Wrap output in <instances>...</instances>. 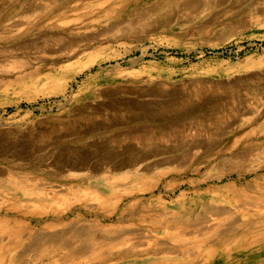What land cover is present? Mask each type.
<instances>
[{
	"label": "rangeland",
	"instance_id": "1",
	"mask_svg": "<svg viewBox=\"0 0 264 264\" xmlns=\"http://www.w3.org/2000/svg\"><path fill=\"white\" fill-rule=\"evenodd\" d=\"M25 1L0 0V32L19 18L6 16L5 6ZM169 1L156 8L157 0L85 2L64 36L87 45L96 62L67 84L50 81L57 73L56 37L34 32L19 40L0 37L1 198H18L25 207L38 199L50 208L68 205L72 208L65 207L60 220L77 216L108 224L106 214L113 209L89 210L86 204L92 202L82 187L107 195L111 188L105 180H130L122 186H136L134 193L119 207L138 199L129 208L137 231L153 229L151 215L192 217L200 228L235 224L245 195L264 188V0ZM136 138L138 145L143 141L140 146ZM132 157L139 160L111 166ZM82 159H87L84 168H71ZM9 180H31L39 194L24 195ZM246 183L250 190H243ZM23 211L21 218L34 231L56 230L49 224L55 213ZM141 215L147 218L139 221ZM154 233L174 251L128 256L117 264H264V237L246 240L249 232L236 233L227 244L214 238L212 250L194 248L188 262L179 254L184 242L170 240L175 229ZM133 236L134 245L143 247L142 238ZM193 239L189 234L186 241ZM32 252H24L19 264H32L37 256ZM63 256L58 264L81 259Z\"/></svg>",
	"mask_w": 264,
	"mask_h": 264
},
{
	"label": "bare ground",
	"instance_id": "2",
	"mask_svg": "<svg viewBox=\"0 0 264 264\" xmlns=\"http://www.w3.org/2000/svg\"><path fill=\"white\" fill-rule=\"evenodd\" d=\"M85 2H90L93 4V6L97 5V4H106L108 6H113V4H115V3H117V5L120 3H124V0H46L45 2H44V0H39L36 3H33V0H31V1L26 0L24 3L11 5V6H5L6 16L7 15L13 16V17L18 16L19 18L14 20L12 23H10L9 26H5V28L1 31L3 33V35H0V37L2 39H4L5 41H9L8 39H10V38L18 39V38H20V36L24 37L25 35H27L29 33L31 34V32H34V34L36 33L39 35L42 34V35H45L46 37H49L52 35L54 37H56L58 40H60L57 43L58 44V46H57L58 56L56 59V65L54 67V69L56 70L57 73L55 74V76H53L51 78L49 77V78H50V81H52L53 83H60L59 80H61V81L66 82V84H67L77 74L82 72L84 69L90 68L96 62L94 57L90 54L91 52H90L89 47L87 45H83V42L80 43L79 39H78L79 41L77 39H73V38H71L72 39L71 40L69 38H65V36H64L71 29L72 22H77V20L79 18L78 15H80L81 14L80 12H82L81 9L85 8V6H83V4ZM169 2H170L169 0H157L156 4L154 6H155V8L160 7V6L164 5L165 3H169ZM80 19H81V17H80ZM73 25H75V24H73ZM1 32H0V34H1ZM68 33H70V32H68ZM47 34H49V36H47ZM43 39H44V36H43ZM52 49H53V47H52ZM254 106H255V104H254ZM128 107L130 108V106H128ZM136 108H138V107H136ZM231 109H230V111H231ZM126 110H128V109H126ZM225 111H226V109H225ZM219 112H220V110H219ZM227 112H229V108H228ZM130 114L134 115V114H136V112H132ZM218 114H220V113H218ZM138 115H140V114H138ZM141 115H143V114H141ZM207 115H208V113H207ZM235 115H237V114L235 113ZM126 116H129V114ZM251 118H252V116H251ZM215 119H216V117H215ZM248 120H249V118H248ZM202 122H204V121H202ZM233 123H235V121L230 122L229 125H231ZM223 124H224V122H223ZM117 125H119V124H117ZM168 126L170 127V125H168ZM97 128H99V127H96V129ZM165 128H167V127H165ZM173 128H174V126H173ZM124 130H125V128H124ZM171 130H172V128H171ZM192 131H193V129H192ZM185 132H187V131H185ZM161 133H162V131H161ZM119 134H121V132ZM149 134H151V133H149ZM167 134H169V133H167ZM241 134H242V132H241ZM125 135L123 133V137ZM133 135H135V133ZM137 135H140V133L138 132L136 134V136ZM165 136H167V135H165ZM176 136H178V135H176ZM83 137H84V135H83ZM160 137H164V136L161 135ZM133 140L134 139L132 138V141ZM136 140H137V138H136ZM138 141H139V138L135 143H137ZM193 141H195V140H193ZM142 142L141 143L139 142L140 144L138 145V143H137L136 145L140 146L142 144ZM232 142H234V141H232ZM236 142H234V143H236ZM107 143H108V141H107ZM97 150H99V149H97ZM92 152H94V151H92ZM147 152H149V150ZM87 153H89V152H86V154ZM69 155L71 156V154H69ZM96 155H97V153H96ZM73 156H75V155H72V157ZM131 156H134V155H131ZM107 157H106V159H108ZM137 157H136V159H137ZM110 158L108 160H110ZM133 158L134 157H132L131 160L126 161V162H123L124 161V158H123L122 162H117L111 166H113L114 168H118V167L123 166L124 164H134L133 162H137V160H139V158L137 160L135 158H134V160H132ZM232 158L233 157H231V160H233ZM4 159H5V157H4ZM86 160L87 159H85V160L82 159V160L78 161L77 163L70 164V166H71V168L72 167H75V168L79 167V169L82 167L84 168L86 166V163H87ZM229 160H230V158H229ZM71 161H72V159H71ZM160 163L161 162L159 161V164ZM101 164H103V163H101ZM89 168H90V166H89ZM64 169H65V167H64ZM100 169H102L101 166H100ZM3 172H0V180H4V178L2 177ZM15 174H16V172H15ZM32 177H34V176H32ZM30 181L28 182L26 180H21V181L14 180L12 182L10 181V183L12 184V186H14L18 189H21L24 192V195L33 194V193L38 195L39 192H35L33 190V186L29 185V184H31ZM105 181H106V184L111 188L109 194L106 195L103 192H101L99 189H97L96 187H95L96 189H94V188H90V186H88V185H85L82 187V190H83L82 194H83V196L86 195L87 198L89 197L91 199V200L88 199L89 200L88 202L91 201L92 203L86 204L88 206L89 210H99V209L103 210L104 208L113 209L112 211L111 210L108 211L106 214V217H109L111 220V222L108 224H104V223L100 222L99 220L97 221L94 219H92L91 221H85V220L78 218L77 216L73 217L72 219H68L66 221L60 220L61 217H59L58 215L62 214L61 211L63 209H65V207L68 208V205H66L65 207H62V205H61V207H60V204H59L56 207L50 208V205L42 204L38 199V202L36 201L35 203L32 202V204H30L32 206V209H29L28 207L30 205L25 207L24 203H22V201L18 198H15V199L13 198L10 200V199H8V197H5V198L0 197V263L5 259L10 264H19V263H21V259L23 258L24 252H26V251L29 252L32 250L35 252V254H37V256L34 258L36 260H33L34 262L32 264H58L57 262L59 261V258L62 255H65L62 258L72 257V260H74V258H80L81 257V259H78V260L75 259L73 261V264H117L121 259L126 258L128 256H139V255H149V254H154V255L156 254L157 255V254H160L163 252H166V253L167 252H173L174 246H172V244L166 242L167 240H165V241H162V239L159 240L160 236L158 234L154 233V231H156L157 233H159V231H161L163 233H167L172 228L177 231V234L175 235V237H171L170 240L171 241L175 240V241H178L181 243L184 242L183 243L184 245H181L179 247V249H180L179 254H181L183 256L184 260H187V262L192 260V258H194V256H195L194 252H193L194 248L199 250L201 247H205V245H207L208 250H212L214 245L210 244V243L215 241L214 238H216V240L221 239L222 242L227 244L228 242H232L233 240L231 238L235 237L234 235L236 233H239V232H242V233L249 232V235L245 236L246 240H248V239L256 240L259 237H264V188L256 187V189H258L257 192H249V194L245 195V204H244V207L240 211L239 218H237L236 220H232L233 222H235L234 225L232 223V225L227 224L224 227V226H221L222 223H220L218 225H212V226H210V223L207 225L205 223H203L206 226L204 225L205 226V227L203 226L204 228H200L199 223H197L198 221L194 220L192 217H189V218L184 219V220H179V219H175L176 217H171V216L168 219H165V218L162 219V218H158V216L151 215L152 216L151 220L153 222V226H152L153 229H150V230L142 229L143 231H137L136 229H134V227H132L133 223L130 222V220L132 218H134L133 217L134 213H131L132 211L130 212L129 208H130L131 204L134 205V203H137L138 199L130 200L129 202L123 204L122 207H119L120 203L123 202L124 199L130 198L133 195L134 190H135L133 188L136 186H134V187L131 186L132 188L129 185L127 187L122 186L123 184L125 185L126 182L128 184H130V182H131L130 180L129 181L128 180L121 181V180L107 179ZM43 182L46 183V181H43ZM40 183L42 184V182H40ZM80 184L81 183L79 182L78 185H80ZM249 184L250 183H248V184L246 183L245 185L243 184L244 185L243 190H250L251 187L249 186ZM76 186H77V184H76ZM253 186L255 187V184ZM137 187H139V186H137ZM67 188H65V189H67ZM228 188H230V187H228ZM252 189H254V188H252ZM71 192H72V190H71ZM82 197H81V199H82ZM78 200H80V199H78ZM30 201H32V200H30ZM75 202H77V200ZM63 203L64 202H62L61 204H63ZM65 204H68V203L66 202ZM65 204H63V205H65ZM6 205H8L14 211L13 215H9L7 209H4L5 208L4 206H6ZM135 206H136V204H135ZM148 206H149V203H148ZM20 209H23L25 211L28 210L32 214H37V215H40L42 213H47L49 211L55 213L58 217L53 218L49 222V224L51 227H56V230H54V231L50 230V232H46L48 230H45V231H37L36 230V231H34L30 225V222L27 221L26 219L21 218V214L24 213V211L20 210ZM133 210H134V208H133ZM16 211H18V212H16ZM139 213H137V214H139ZM24 214H27V213H24ZM156 214H158V213H156ZM101 215H103V214H101ZM141 217H140L139 221L140 220L144 221V217H146V216L141 215ZM226 218L227 217L220 219V222L223 219L226 220ZM135 221H137V220H135ZM201 226H202V224H201ZM134 234H138L139 237L142 238L141 239L142 242H139L138 244L141 243V245H143V247L140 246L138 248L139 245H134L135 240L133 242L131 240L134 237L133 236ZM189 234H191L194 237V239L191 242L186 241L187 235H189ZM142 243H144V244H142ZM144 245H145V247H144ZM34 252H32V253H34ZM72 260H70V261H72ZM174 263H176V262H174ZM69 264H71V262ZM183 264H185V263H183Z\"/></svg>",
	"mask_w": 264,
	"mask_h": 264
}]
</instances>
